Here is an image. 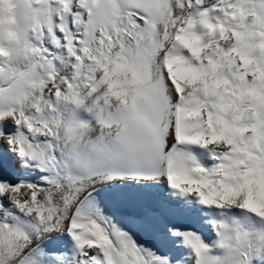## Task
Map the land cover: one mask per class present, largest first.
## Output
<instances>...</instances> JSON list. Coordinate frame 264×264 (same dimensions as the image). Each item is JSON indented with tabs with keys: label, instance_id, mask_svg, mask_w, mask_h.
I'll return each mask as SVG.
<instances>
[{
	"label": "snow or ice",
	"instance_id": "obj_1",
	"mask_svg": "<svg viewBox=\"0 0 264 264\" xmlns=\"http://www.w3.org/2000/svg\"><path fill=\"white\" fill-rule=\"evenodd\" d=\"M0 264H264V0H0Z\"/></svg>",
	"mask_w": 264,
	"mask_h": 264
},
{
	"label": "bare ground",
	"instance_id": "obj_2",
	"mask_svg": "<svg viewBox=\"0 0 264 264\" xmlns=\"http://www.w3.org/2000/svg\"><path fill=\"white\" fill-rule=\"evenodd\" d=\"M45 243H47V240L45 241ZM49 247H55L63 251H68L72 248V242L66 235L56 236V238L53 239L49 244Z\"/></svg>",
	"mask_w": 264,
	"mask_h": 264
},
{
	"label": "rangeland",
	"instance_id": "obj_3",
	"mask_svg": "<svg viewBox=\"0 0 264 264\" xmlns=\"http://www.w3.org/2000/svg\"><path fill=\"white\" fill-rule=\"evenodd\" d=\"M25 177H27L28 176V174L27 173H25V174H23ZM137 239L139 240V241H141V242H144V243H150V241H148L147 240V238L146 237H144V236H142V235H138L137 236Z\"/></svg>",
	"mask_w": 264,
	"mask_h": 264
}]
</instances>
